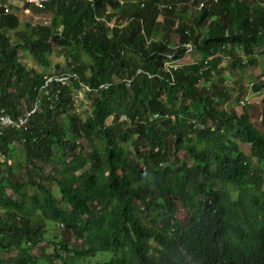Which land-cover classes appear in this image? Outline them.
Instances as JSON below:
<instances>
[{
    "label": "trees",
    "instance_id": "1",
    "mask_svg": "<svg viewBox=\"0 0 264 264\" xmlns=\"http://www.w3.org/2000/svg\"><path fill=\"white\" fill-rule=\"evenodd\" d=\"M6 6L0 110L40 107L0 130V264H264V0H50L35 26ZM55 52L78 80L40 94L23 59Z\"/></svg>",
    "mask_w": 264,
    "mask_h": 264
},
{
    "label": "rangeland",
    "instance_id": "2",
    "mask_svg": "<svg viewBox=\"0 0 264 264\" xmlns=\"http://www.w3.org/2000/svg\"><path fill=\"white\" fill-rule=\"evenodd\" d=\"M193 11H194V9L190 7L188 9V14H191ZM18 15H19V21H20L21 24L28 23V24L33 25V26H35V25H46V24H48V21H49L48 15L34 13L33 11H31L30 14H28V15H25L23 13H19ZM239 54H241V52H239ZM227 61H228V59H224V62L222 63V66L228 64ZM23 62L30 64L38 72H43L45 74H47V73H51L52 74L53 72H55L54 71V66L55 65H60V66L64 67L65 64H66L64 59H63V56L60 55L58 52H55L54 55L51 57V66H50V68L47 71L44 70L43 68L37 66V65H34L28 58L23 59ZM184 62H192V58H187ZM262 63H264V60L262 61ZM262 71H263V69H261L259 67L249 68L247 70V75H251V76H253L255 78L257 77L256 79H258V77L260 76V73ZM263 97H264V93L262 95L258 96V97H251L250 101L251 102L259 101ZM74 98H75L74 99L75 100V102H74L75 112L78 115H80L81 118H84V114H86L89 111V106H88L89 105V101L86 99V97L84 96V92H82V91H79L78 94ZM121 120L125 121L126 118L124 116H122ZM256 126H257L258 129L260 128L259 124H257ZM241 148L244 149V147H241ZM86 149H87V147H86ZM143 149L140 148L141 151ZM13 158H15L16 160H19V161L23 160V157L21 156V152L19 150H18V152L16 153V155ZM178 159L179 160H183V161H188L186 156H185V154H184V152H181L178 155ZM2 160L3 159H1L0 161H2ZM10 163H11L12 167H15V164L13 163V161H11ZM254 164H255L254 166L257 168L256 163H254ZM42 167H43V170H44L45 174H48L50 172V170H51V165H43ZM18 178L21 181H23V182L26 180V177L23 174V172H20ZM263 180H264V178H263ZM46 186L48 188H53L52 184H46ZM183 216H184L183 215V211L182 210L178 211V217L182 218ZM45 243H46V241L42 242L40 245H45ZM37 253H38L37 248L33 249V254H37ZM3 256L5 257L7 255H3ZM94 258H95L96 261H97V259H101L102 262H104V261L106 262V261H109L111 258H113V253L112 252L98 253V254L95 255Z\"/></svg>",
    "mask_w": 264,
    "mask_h": 264
},
{
    "label": "built area",
    "instance_id": "3",
    "mask_svg": "<svg viewBox=\"0 0 264 264\" xmlns=\"http://www.w3.org/2000/svg\"><path fill=\"white\" fill-rule=\"evenodd\" d=\"M7 3V8L9 5H17L20 7L21 12L25 15L30 14V8L26 7L25 5L34 6L35 8H42L44 4L48 3L50 0H5ZM120 5H122L126 0H117ZM111 26V24H109ZM166 66L174 67L175 64L173 61L167 62ZM78 80V76L74 71L68 70V72L60 73V74H52L45 78L43 85L41 86L39 93L40 94H47V89L52 84H57L58 86H68L72 82H76ZM101 87H105L104 85ZM88 90L87 87H83L81 89L82 92ZM59 91L56 93L58 94ZM56 94V98H57ZM78 94V93H77ZM76 96V95H75ZM40 107V97L36 99L33 103V106L29 110H24L22 114H19L16 119H13L7 112L4 110H0V130H7V129H17L20 130L24 128L28 122L30 117L39 110Z\"/></svg>",
    "mask_w": 264,
    "mask_h": 264
}]
</instances>
